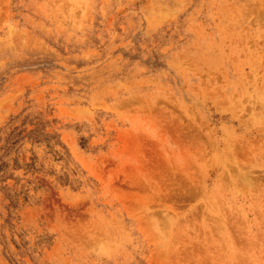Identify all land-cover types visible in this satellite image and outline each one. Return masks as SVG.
<instances>
[{"label": "rangeland", "instance_id": "374dc122", "mask_svg": "<svg viewBox=\"0 0 264 264\" xmlns=\"http://www.w3.org/2000/svg\"><path fill=\"white\" fill-rule=\"evenodd\" d=\"M0 264H264V0H0Z\"/></svg>", "mask_w": 264, "mask_h": 264}]
</instances>
